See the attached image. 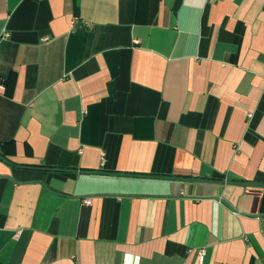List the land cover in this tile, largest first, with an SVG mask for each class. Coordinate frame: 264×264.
<instances>
[{"label":"crops","instance_id":"0c3cea01","mask_svg":"<svg viewBox=\"0 0 264 264\" xmlns=\"http://www.w3.org/2000/svg\"><path fill=\"white\" fill-rule=\"evenodd\" d=\"M0 86V264H264V0H0Z\"/></svg>","mask_w":264,"mask_h":264},{"label":"built area","instance_id":"2783aa9c","mask_svg":"<svg viewBox=\"0 0 264 264\" xmlns=\"http://www.w3.org/2000/svg\"><path fill=\"white\" fill-rule=\"evenodd\" d=\"M0 88H1V86H0ZM102 162H103V156H102ZM85 202H86V204L90 203V201L87 200V199L85 200ZM204 254H205V250L204 249H200L198 251V259H199V261H202V259L204 257Z\"/></svg>","mask_w":264,"mask_h":264},{"label":"trees","instance_id":"16d2710c","mask_svg":"<svg viewBox=\"0 0 264 264\" xmlns=\"http://www.w3.org/2000/svg\"><path fill=\"white\" fill-rule=\"evenodd\" d=\"M7 143L10 144L11 142H7ZM4 146H6V145H5V144H2V145H1L2 148H3ZM0 158H1L2 160L6 161V159L4 158V153H3L2 150L0 151Z\"/></svg>","mask_w":264,"mask_h":264}]
</instances>
